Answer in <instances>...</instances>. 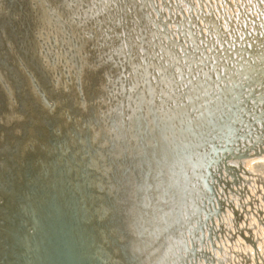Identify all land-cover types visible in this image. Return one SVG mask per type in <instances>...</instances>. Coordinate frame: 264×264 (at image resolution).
Instances as JSON below:
<instances>
[{"label": "bare ground", "instance_id": "1", "mask_svg": "<svg viewBox=\"0 0 264 264\" xmlns=\"http://www.w3.org/2000/svg\"><path fill=\"white\" fill-rule=\"evenodd\" d=\"M263 2L149 0L146 13L132 0H110L109 19L100 20L126 45L119 52L113 47L119 39L103 37L100 13L87 0L73 3L76 20L65 22L58 18L61 0H0V264H162L177 217L203 208L200 198L188 205L208 183L203 172L195 183L196 166L208 158L200 150L214 138L232 144L241 109L251 105L263 116L264 63L259 70L232 68L216 87L209 72L189 93L178 92L171 69L183 86L199 58L191 59L185 38L172 46L175 57L158 23L169 17L166 27L177 40L182 29L187 37L185 18L193 16L194 41L200 32L199 45L210 40L222 53L203 14L217 19L225 48L233 35L248 47V35L264 29ZM144 31L153 39L140 65L131 51ZM54 32L59 45L49 38ZM158 40L166 47L155 53ZM262 51L252 49L253 58L261 61ZM148 70L159 72L156 83ZM215 88L211 99L206 91ZM253 143L246 156L224 159L238 176L235 185L221 163L211 166L228 185L213 186L221 209L210 218V240L203 229L201 247L213 262L196 264H264V152L254 153Z\"/></svg>", "mask_w": 264, "mask_h": 264}, {"label": "water", "instance_id": "2", "mask_svg": "<svg viewBox=\"0 0 264 264\" xmlns=\"http://www.w3.org/2000/svg\"><path fill=\"white\" fill-rule=\"evenodd\" d=\"M73 2H76V1H79V0H72ZM94 3L96 4L97 7H104L105 6V3L102 2L101 0H94ZM166 8H169V6L166 4L165 5ZM163 28H164V22H161ZM217 31V30H216ZM181 32V36H183V29L180 31ZM218 32V31H217ZM190 42H192V39L189 38ZM250 46L248 48H246L245 46H239L237 48H235L234 50H232L233 54L235 55V57H232V55L228 52L225 51V49H223V54L221 56V58L223 59H226V61L228 62H236V64L238 63L239 65H243L242 64V57H241V54H244L245 56L249 55L250 57H246L245 60H252L254 62V64L256 65L258 63V61H256L254 58H253V55H252V49H256V48H260L262 47L263 43H264V34L262 33V36H254L253 39H247ZM230 54V55H229ZM244 56V57H245ZM215 57H217V55H214V59ZM264 58V57H263ZM262 58V59H263ZM237 59H239V61H237ZM262 59L260 62H262ZM200 68L202 70V77L199 75L197 77H195V79L193 80V82L195 83H198V81H202L204 76L211 72L209 70H206L205 69V64L203 62H206L205 60H203L202 58H200ZM222 65H223V68H225L226 66H224L223 62H221ZM208 64V63H207ZM216 64V61L214 64H210V66L213 68ZM258 66V65H257ZM259 70V68H257ZM216 73H218V70L217 68L214 69ZM188 80V78H187ZM199 81V82H200ZM193 82H189L187 87H191V85L193 84ZM243 89V88H242ZM244 90V89H243ZM244 96H245V93L242 92L241 93V101H244ZM244 103L246 106L249 105L247 103V101L245 102H242ZM259 103L261 105L264 104L263 102V98H260L259 100ZM254 106H251L249 107V109H241L242 112H248L247 113V117H251L252 120L255 121H258L260 123V126L263 125L262 123H264V114L263 116L259 115V117L256 118L255 114L251 111V109L253 108ZM240 111V119H235L234 121V128H233V141L236 140L238 141V139H242L240 142H237L235 145L232 143H230V141H228L227 138H217L215 139V141H213L212 143V150L210 152L207 153L208 157L210 158V161L211 163L213 164L212 166H215L216 168L218 167L220 161L223 159V158H228V157H234V158H240L244 155H246V149L248 148L246 146V142L245 140H247L245 138V135L242 133L244 129L243 127V119H244V116L243 114L241 113ZM252 122V121H251ZM256 127V126H255ZM262 126H261V130L259 131V134L256 135V137H253V142L256 143L253 147L255 148L254 149V153H259V151H262L264 152V149H260V145L262 144V136L264 135V132L262 131ZM257 138V139H256ZM244 140V142H242ZM239 143H242L244 145V147H240ZM240 147V148H239ZM220 157V159L218 160V158ZM207 162H208V159H207ZM223 162V161H222ZM224 169L227 171H230L231 170V167L228 166L227 164H222ZM205 171L209 172L208 174V177H209V180H213V178H215L214 176V173L210 170H208V167L205 166ZM199 171H198V174L196 175V183H199L201 182L200 179H199ZM204 173V172H203ZM205 177H206V174H205ZM215 181L218 182L217 178H215ZM205 188L208 187V184H207V181H205ZM203 183V182H202ZM211 187H212V183L209 184V191L208 192H202L199 196V193L197 194V197H195L196 199L194 200H191L190 199V204L192 203H195L197 201L198 198H200V201L201 203L204 204V208H203V211L202 213L204 214L205 217H207L209 214H211L212 212L218 210V208H214L213 205H212V199L210 197V194L212 193L211 191ZM213 195V193H212ZM214 197V196H213ZM212 197V198H213ZM185 199V198H184ZM205 203L207 204L205 206ZM219 203V202H218ZM217 203V204H218ZM202 208H196V211L194 213H188L187 215L184 216V219H183V222H182V219L181 221H179L178 217H177V221H176V224H175V227H174V230H173V238H175L174 240L178 239V242L179 244L181 245L182 247V250L184 251V256L180 257L179 259H176V258H167L166 260H164V263L163 264H169V262H171L172 264H192V261L194 260V258L197 256V257H201L204 259V261H206L208 259V261H210L211 259L208 258V255H206L205 252H197L195 249H194V246L192 245V248H190V246L187 248L186 247V237L191 240V238L195 235V224L197 223L196 221V217H197V213L201 210ZM216 209V210H215ZM178 213H179V209L176 211V214L178 216ZM187 217V218H186ZM182 222V224H181ZM192 223H194V225H192ZM204 224V223H203ZM200 236H196V240L198 241H201V237H202V228L200 227ZM174 253H172L173 255ZM190 254V256H189Z\"/></svg>", "mask_w": 264, "mask_h": 264}, {"label": "rangeland", "instance_id": "3", "mask_svg": "<svg viewBox=\"0 0 264 264\" xmlns=\"http://www.w3.org/2000/svg\"><path fill=\"white\" fill-rule=\"evenodd\" d=\"M259 159V158H258ZM255 160H257V159H255ZM239 209V208H238Z\"/></svg>", "mask_w": 264, "mask_h": 264}]
</instances>
